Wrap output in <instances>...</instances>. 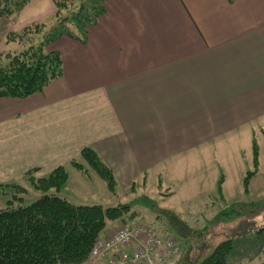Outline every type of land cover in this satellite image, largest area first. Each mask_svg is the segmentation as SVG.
<instances>
[{
  "label": "crops",
  "instance_id": "0c3cea01",
  "mask_svg": "<svg viewBox=\"0 0 264 264\" xmlns=\"http://www.w3.org/2000/svg\"><path fill=\"white\" fill-rule=\"evenodd\" d=\"M102 5L84 40L53 43L60 78L42 93L0 98V184L27 190L26 173L43 178L64 167L59 196L113 206L104 182L72 166L85 147L123 190L150 172L182 186L202 154L211 156L206 145L253 139L254 128L264 137V0Z\"/></svg>",
  "mask_w": 264,
  "mask_h": 264
},
{
  "label": "trees",
  "instance_id": "16d2710c",
  "mask_svg": "<svg viewBox=\"0 0 264 264\" xmlns=\"http://www.w3.org/2000/svg\"><path fill=\"white\" fill-rule=\"evenodd\" d=\"M32 1L14 0L13 6L15 10L22 9ZM50 1L57 12L66 8L62 0ZM79 1L75 11L63 17L37 43L32 41L31 36L39 34L41 26L30 24L23 28L19 34L23 49L15 54H6L4 61H0V98L24 99L42 93L62 76L61 55L58 51H47V45L61 36L84 40L87 27L94 24L103 12L104 0ZM3 9L1 7V12ZM66 24H74L81 29L75 33ZM258 156L259 149L255 143L253 170L247 171L241 179L244 196H249L250 182L258 173ZM72 166L85 174L93 172L104 182L112 196H118L112 171L92 148H83L80 161H73ZM26 174L29 175L30 187L40 193L30 204H22L25 188L0 184V195L11 192V199L0 209V264H85L106 226L116 223H124L122 226L141 224L171 239L173 233L177 237L175 242L180 253L164 264H249L252 257L248 254L235 255V245L240 246L242 241L254 234L264 237V222L259 226L248 224V228H242L244 220L250 222L261 214L264 219V200L262 210L254 212L250 210L256 207L253 201L227 203L221 186L222 177L214 196L217 211L200 231H196L190 222L186 223L170 211L159 208L147 195L134 197L125 203L118 202L113 206L74 205L58 194L68 179L64 167L56 168L43 178H33L31 171ZM133 207H142L155 213L156 222L148 225L137 221ZM157 220H163L164 223L158 224ZM221 226L230 228V231H216ZM210 233L216 241L213 246L206 245L204 240L208 235L211 236ZM234 237L239 238L237 243ZM257 260V264H264V255Z\"/></svg>",
  "mask_w": 264,
  "mask_h": 264
},
{
  "label": "rangeland",
  "instance_id": "374dc122",
  "mask_svg": "<svg viewBox=\"0 0 264 264\" xmlns=\"http://www.w3.org/2000/svg\"><path fill=\"white\" fill-rule=\"evenodd\" d=\"M14 0H0V9L4 7L3 12L0 10V57L4 61L6 54H15L23 49V43L20 40L19 34L23 28L30 24H37L41 26L39 34L31 36L32 41L37 43L42 37L49 33L55 25H58L63 17L68 16L72 11H75L76 7L79 6V0H62L64 1V9H57L50 0H33L25 8L15 10L13 6ZM19 1V0H18ZM11 12L10 14H8ZM71 26L72 31L78 33L79 29L74 24H66ZM75 27H72V26ZM62 38H70L68 36H61L55 41ZM77 40V39H75ZM47 45V51L53 50V43ZM80 41V40H78ZM255 136H246L243 134L240 138L233 137L231 142L227 143H214L211 148L209 145L205 151L208 154H202L204 158L198 161L199 164L192 170L190 176L181 178L184 184L182 186H175L176 184L166 185V177H161L158 173H148L138 177L127 189H117L118 196L115 197V201L125 203L130 201L134 197L141 195H147L150 199H153L157 206L166 211L179 216L184 222L191 223V226L196 231H200L205 223L210 220L217 211L215 206V193L218 182L222 177V190L225 196V200L229 204L239 202H250L256 203V207L250 210L259 211L262 210L264 200V137L261 134V128H254ZM235 138V139H234ZM230 139L227 137L225 140ZM257 144L259 149L258 156V173L253 177L249 186V196H244L241 179L247 171L253 170V145ZM216 148V152H215ZM34 178V177H33ZM37 179V178H35ZM168 180V178H167ZM28 184H27V182ZM23 182L27 188L22 204H30L40 193L33 190L30 187L29 180ZM180 182V181H179ZM15 185L21 186V184L15 183ZM181 187V188H180ZM11 190V189H9ZM97 193L102 196V202L107 200L105 194L101 190H97ZM12 191V190H11ZM82 195V194H80ZM8 199H11V192H7L6 195H0V208L5 206ZM3 201V203H2ZM92 204V203H88ZM104 206H111V204L102 203ZM249 210V209H248ZM133 211L137 213V221H142L145 224L151 225L156 222V214L151 213L149 210H144L142 207H133ZM158 224H163V220H157ZM130 222V221H129ZM242 228L251 224L253 227L259 226L264 222L263 215H257L250 222L244 220ZM124 225V223H116L109 232L113 233L117 228ZM208 225V224H207ZM206 225V226H207ZM230 225L229 227H232ZM241 228V229H242ZM248 228V227H247ZM230 228L219 227L216 231L228 232ZM209 230V229H208ZM157 231V230H156ZM215 231V230H214ZM110 233V234H111ZM172 239L176 241L177 237L171 233ZM211 236H207L204 239L206 245L213 246L216 241ZM161 236H166L161 234ZM236 237V236H235ZM234 237V238H235ZM239 238H235V243ZM235 245V255L248 254L252 257L249 264H257L261 256L264 255V237L261 235H252L248 239L242 241L241 245ZM263 247V248H262ZM209 249V247H208ZM257 255V257H255ZM89 262H85L87 264ZM95 264H107L105 259H102Z\"/></svg>",
  "mask_w": 264,
  "mask_h": 264
},
{
  "label": "built area",
  "instance_id": "2783aa9c",
  "mask_svg": "<svg viewBox=\"0 0 264 264\" xmlns=\"http://www.w3.org/2000/svg\"><path fill=\"white\" fill-rule=\"evenodd\" d=\"M180 253L178 244L146 226L132 223L116 229L93 246L88 262L107 264H164Z\"/></svg>",
  "mask_w": 264,
  "mask_h": 264
}]
</instances>
